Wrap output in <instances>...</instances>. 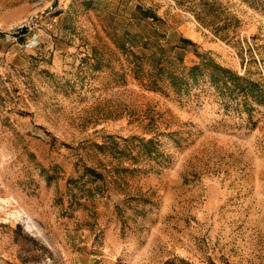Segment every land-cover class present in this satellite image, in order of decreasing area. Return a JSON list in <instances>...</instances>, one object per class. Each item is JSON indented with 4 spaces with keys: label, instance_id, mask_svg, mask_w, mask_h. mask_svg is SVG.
I'll return each mask as SVG.
<instances>
[{
    "label": "rangeland",
    "instance_id": "1",
    "mask_svg": "<svg viewBox=\"0 0 264 264\" xmlns=\"http://www.w3.org/2000/svg\"><path fill=\"white\" fill-rule=\"evenodd\" d=\"M0 264H264V0H0Z\"/></svg>",
    "mask_w": 264,
    "mask_h": 264
}]
</instances>
